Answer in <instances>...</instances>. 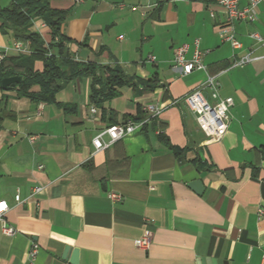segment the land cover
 Masks as SVG:
<instances>
[{"label":"crops","instance_id":"0c3cea01","mask_svg":"<svg viewBox=\"0 0 264 264\" xmlns=\"http://www.w3.org/2000/svg\"><path fill=\"white\" fill-rule=\"evenodd\" d=\"M48 2L67 10L61 31L73 60L117 66L129 81L104 102V121L90 103L87 76L68 80L56 94L75 105L72 111L0 88V200L16 230L0 231V264H262L264 42L251 33L264 38V1L256 20L234 23L239 48L222 40L226 17L215 0ZM32 29L51 41L41 20ZM195 40L205 70L180 75L171 67L175 50L187 44L189 59ZM16 41L0 28L2 58L30 53L26 42L25 51L16 50ZM246 55L248 62L234 65ZM34 68L41 70L42 62ZM208 74L219 82V96L233 100L217 141L181 100ZM202 93L213 103L208 90ZM146 105L160 110L153 125L94 150L100 128L140 115ZM194 180L201 193L189 186ZM108 192L121 200H110ZM147 229L151 243L144 250L134 240ZM32 244L38 249L31 263Z\"/></svg>","mask_w":264,"mask_h":264},{"label":"trees","instance_id":"16d2710c","mask_svg":"<svg viewBox=\"0 0 264 264\" xmlns=\"http://www.w3.org/2000/svg\"><path fill=\"white\" fill-rule=\"evenodd\" d=\"M67 10L50 6L48 0H9L6 6H0L1 31L10 33L16 40L26 42L30 49L28 55L3 57L0 60L1 80L9 76H20L13 90L19 97H26L32 103L55 104L64 111L75 110V105L56 100V94L68 80L87 76L91 78L90 103L100 109L101 120H105L104 102L119 93V88L127 84V79L117 66H100L91 62H77L71 58L66 42L69 40L62 31ZM41 20L50 30L51 41L46 43L41 35L32 29L33 22ZM42 62V69L36 70L34 63ZM34 86L38 90H33ZM147 118L145 112L140 115H127L126 120L140 121ZM153 125L155 117L149 118ZM142 126L144 130L148 126ZM113 125V124H109ZM175 154L180 149L170 145Z\"/></svg>","mask_w":264,"mask_h":264},{"label":"built area","instance_id":"2783aa9c","mask_svg":"<svg viewBox=\"0 0 264 264\" xmlns=\"http://www.w3.org/2000/svg\"><path fill=\"white\" fill-rule=\"evenodd\" d=\"M215 0L225 13V24L220 28V36L223 41L228 42L232 48L241 47V43L236 38L233 25L238 21L253 22L257 19L255 8L264 0ZM251 37L258 42L263 43L264 38L257 32L251 33ZM195 48L192 56L187 59V44H181L176 48L171 67L179 72L180 75L191 73L195 69L205 70L202 62V51L198 48V41L194 42ZM16 50L23 52L25 47L21 41L14 43ZM0 56V60H1ZM153 59V57H150ZM250 60L249 56H244L234 62V65H243ZM219 82L214 75L208 74L203 82L185 94L181 100L185 106L195 115L196 122L200 129L205 133L209 140L217 141L225 133L227 129L228 111L233 104L231 97H220L218 93ZM203 90H208L213 103L208 102L203 96ZM147 113V118L140 121L127 120L122 123L108 125L100 128L93 136L91 142L95 151L104 150L115 141L122 139L139 131L142 126L148 122L149 118L156 117L160 110L153 105H146L143 109ZM91 116H95L97 108L91 106L89 108ZM40 187H36L33 193H37ZM107 197L112 201L121 200V195L116 192H108ZM16 202L20 201L19 195L14 196ZM9 209V205L5 200H0V231L7 235L15 233V228L11 226L5 219V214ZM263 213V210H259ZM148 221V220H146ZM151 243V232L147 229L142 236L134 240L135 246L141 249H148ZM37 245L32 244L29 248V259L32 263L37 253ZM33 264V263H32ZM262 264H264V257Z\"/></svg>","mask_w":264,"mask_h":264},{"label":"water","instance_id":"95a60500","mask_svg":"<svg viewBox=\"0 0 264 264\" xmlns=\"http://www.w3.org/2000/svg\"><path fill=\"white\" fill-rule=\"evenodd\" d=\"M20 80V76H9V77H5L1 80V88L3 90H10L11 88H13V86L15 85V83H17ZM189 186L195 190V192L197 193H201V191L203 190V186L201 184L200 180H194L192 182L189 183ZM68 248H65V253L67 252ZM73 263H77V252L74 251L73 253ZM218 264H220V262H218Z\"/></svg>","mask_w":264,"mask_h":264},{"label":"rangeland","instance_id":"374dc122","mask_svg":"<svg viewBox=\"0 0 264 264\" xmlns=\"http://www.w3.org/2000/svg\"><path fill=\"white\" fill-rule=\"evenodd\" d=\"M8 5V4H7Z\"/></svg>","mask_w":264,"mask_h":264}]
</instances>
